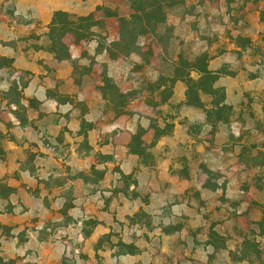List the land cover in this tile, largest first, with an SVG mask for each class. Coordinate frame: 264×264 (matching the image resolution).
Returning a JSON list of instances; mask_svg holds the SVG:
<instances>
[{"label":"rangeland","instance_id":"374dc122","mask_svg":"<svg viewBox=\"0 0 264 264\" xmlns=\"http://www.w3.org/2000/svg\"><path fill=\"white\" fill-rule=\"evenodd\" d=\"M77 1L80 0H0V121L4 123L0 142H16L25 133L23 139L29 144L28 155L35 156L32 150L36 143L30 145L28 141L41 140V146L47 148L55 159L61 154L63 161L67 159L69 162L68 165L53 160L42 162L52 173L48 186L59 182L58 178L54 179V174L60 171L75 180L79 178L83 183L77 193L71 185L63 196L45 197L44 204L49 212L45 215L47 222L42 238L66 240L64 247L60 248L59 264H226V256L220 252L226 247V237L221 235L231 231L215 225L207 229L208 224L196 228L195 219L193 222L188 220L190 216L194 218V212L186 207L180 211L173 210L171 206L162 208L149 191L141 190L136 175L139 167L132 169L126 164V168L113 155H103L91 146V143H100V138L92 131L99 124H108L119 118L124 109L136 100L138 104L142 101L146 104V108L131 112L137 125L143 122L142 113L147 112L151 120L163 128V134L172 133L173 115L177 113L180 117L182 105L172 100L168 102L170 98L178 97L176 92L179 89L175 87L177 75L183 78L185 96L187 80H198L204 75L201 73L206 60L200 58L207 52L206 45L219 39L224 24L220 6L215 7L206 0H120L117 5L119 13L125 16L124 20L119 31L107 32L106 21L115 17L107 5L114 4L115 0H103V4L92 0L91 4L83 6L80 14L72 12L77 9ZM228 1L232 4L231 0ZM253 2L254 20H239L234 15V20L230 21L238 27V32L230 35V44L239 47V60L246 54L253 56L250 60L246 58L247 64L254 61L264 70V0ZM229 10L238 12L240 8L230 5ZM132 15H138L148 29L147 34H138L131 39L139 44L151 45L164 33L170 39V32L166 31L169 27L176 31L169 46L164 47L157 42L164 57V62L157 69L146 67L145 56L141 52L135 50L125 56L127 64L123 73L130 79L131 86H126L128 91L122 93L106 84L109 62H96L87 47L94 36L104 32L110 33L112 40L109 51L128 44L130 40L123 43L120 35ZM214 26L219 27L220 32L214 30ZM67 55L69 58L64 59ZM17 60L23 61L18 64L20 67L26 62L31 64L16 74L18 69L14 65ZM60 61L66 63V67L58 70L54 62ZM195 62L196 73L187 77V69ZM35 70L44 81V87H48L46 96L54 97L58 104H66L63 108L66 112L45 114L39 99L25 92L37 74L33 72ZM217 73L233 72L226 66ZM198 98L201 102V96ZM208 99L209 106L205 108L202 102V110L213 132L219 123L229 121L232 109L228 106L230 111L216 110L211 106L214 98L208 96ZM190 103L193 107L199 105L195 97H191ZM165 104L168 107L163 111L168 114L159 121L162 114L159 107ZM206 112L211 113L209 119H206ZM218 115L227 118L226 122L219 121ZM58 123H62L64 128L55 136L47 127ZM28 125L34 130L26 131ZM257 125L258 130L264 126L261 123ZM189 128L193 137L200 133L198 123H189ZM114 134L115 131L109 132L108 136ZM249 136L247 146L238 150L241 161L234 163L237 166L235 171L241 173L239 185L234 181L230 187L262 190L264 158L254 163L252 156L256 154V145L260 146L257 155L264 156V140L256 142L255 134ZM65 141L67 151L64 149ZM128 149L131 152L132 147ZM4 150L7 151L1 148L0 152ZM72 151L77 154L75 158L71 157ZM145 152L136 150L140 158L145 157ZM35 165L28 156L21 170L33 173ZM148 166L154 172L164 171V168H156L155 163ZM220 171L213 170L212 173ZM153 183L156 189V180ZM247 208L253 211L256 221L244 232L239 229L238 233L232 231L233 235H229L228 238L242 241L239 252L232 253L231 258L233 261L248 259L249 264H264V201H254ZM207 230L210 232L204 237ZM18 236L24 238L25 232Z\"/></svg>","mask_w":264,"mask_h":264},{"label":"crops","instance_id":"0c3cea01","mask_svg":"<svg viewBox=\"0 0 264 264\" xmlns=\"http://www.w3.org/2000/svg\"><path fill=\"white\" fill-rule=\"evenodd\" d=\"M91 1H77V9L72 12L80 14L83 6L91 4ZM206 2L213 3L215 7L220 6L224 24L221 26L219 39L206 45L207 52L200 58L206 60L201 74L215 73L226 66L233 72L232 74H220L214 85L215 88L224 90L225 105L232 109L229 121L219 123L212 132V126L206 123L202 108L186 105L183 78L177 75L175 87L179 89L176 92L178 97L170 98L168 102L172 100L176 102L175 104L182 105L179 112L180 117L177 113L173 115L175 117L172 119V133L163 134V128L158 122L152 121L147 112L142 113L143 122L137 125L131 112L136 113L146 108V104L143 101L138 104L136 100L124 109V113L119 118L108 124H99L98 128L92 131L100 138V143H91V146H95L103 155H113V158L121 161L126 168L128 166L126 164H129L132 169L139 167L140 171L136 172V175L141 190L145 193V190L149 191L162 208L171 206L173 210L180 211L186 207L194 212V218L190 216L188 220L193 222L195 219L196 228L206 227L208 224L207 229L215 225L216 228L231 231L230 233L226 231L221 235L226 237V247L220 251L226 256V264H249V260L244 258L232 260L231 254L235 251L239 252L242 241L228 237L233 235L232 231L238 233L241 229L244 232L245 229L254 226L252 222L256 220L253 211L248 210L247 206L250 203L253 204L254 201L263 203L264 189L230 186L234 185V181L239 185L241 173L235 171L237 166L234 164L236 160L241 161L242 159L239 155V148L247 146L251 133L256 135V142L264 140V126L258 130L257 125L258 123L264 124L262 121L264 117V70L260 69L254 61L247 64L246 58L250 60L251 57L254 58L253 56L246 54L239 60V47L230 44V35L237 33L238 27L233 26L234 23L230 21L234 20V15L235 19L239 20H254L256 17L254 2L253 0H231L232 4L228 0H206ZM103 3V0H98V4ZM117 4H120V0L107 5L109 6L108 11L115 16L114 19L106 21L107 32L119 31V25L124 20L125 16L119 13ZM230 5L237 6L240 10L230 11ZM252 25L257 26V24ZM213 28L220 32L219 27L214 26ZM166 31L170 32V39L164 33L160 34L158 40L151 45L139 44L137 40H130L118 50L111 51L108 50L112 42L110 33L104 32V34L94 36L87 48L95 56L96 62L101 63L105 60L109 62L106 84L115 91L126 93L128 91L126 86H131V82L123 73L127 64L125 56L135 50L141 52L145 56L146 67L157 69L164 62L157 42L161 46H169L176 29L169 27ZM22 62V60L15 62L14 66L18 69L16 74L22 69H28L27 66L31 64L26 62L25 66L20 67L18 64ZM60 62H54V67L58 70L66 67V63ZM115 67L117 71L114 72ZM195 68L196 62L187 69V77L196 73ZM33 72L38 74V70ZM37 74L30 80L25 92L39 99L45 114L50 115L57 112L60 115L66 112L63 109L66 104H58L54 97L46 96L48 87H44V81ZM43 79L46 80L45 77ZM208 101V96L201 95V102L205 103V108L209 106ZM167 107L168 104L159 107L162 112L159 121L165 117V114H168L163 111L167 110ZM189 123L199 124L200 133L197 137L190 134ZM47 128L57 136L63 131L64 126L58 123ZM3 129L4 123L0 121V130ZM25 130L29 132L34 128L28 125ZM113 131L115 134L108 136V133ZM24 136H26L25 133L21 134L16 142H0V149H7V151L0 152V264H59L60 248L64 247L66 240L52 241L42 238V231L47 222L45 215L49 212L44 200L46 196H63V192L71 185L77 193L82 189L83 183L79 178L75 180L70 178L68 173L60 171L54 174V179L58 178L59 182L55 186H48V183L52 181V173L47 171L42 162L53 160L55 163L65 162L66 165L69 162L67 159L63 161L61 154L55 159L56 157L52 156L47 148L41 146V140L28 141L30 145L32 142L36 143L32 150V154L36 153L35 156L28 155L29 144L23 139ZM66 144L67 141L64 142V149L67 151ZM128 147H132L131 152L127 151ZM252 147L255 148V143ZM59 148L62 150L63 146L60 144ZM137 149L146 150L145 157H138ZM255 149L256 154L253 153L252 156L254 163L264 158V156L257 155L260 146L256 145ZM28 156L36 164L33 173L21 170V165ZM76 156L77 154L72 151L71 157ZM67 157L68 155L65 154V158ZM78 159V162H81V158ZM153 163L156 164V168H164V171L154 172L152 167L150 166V169L148 166ZM231 164H233L232 167H230ZM220 169L218 174L212 173L213 170ZM153 180H156V189ZM225 181H227L226 185ZM21 232H25L24 238L18 236ZM209 232V230L204 231V237Z\"/></svg>","mask_w":264,"mask_h":264},{"label":"trees","instance_id":"16d2710c","mask_svg":"<svg viewBox=\"0 0 264 264\" xmlns=\"http://www.w3.org/2000/svg\"><path fill=\"white\" fill-rule=\"evenodd\" d=\"M131 21L126 23V29L122 28L120 38L123 40V43L127 42L128 40L134 39L138 36V34L145 35L148 33V29L144 27L143 20L138 15H132L130 18ZM64 28V27H63ZM143 28V29H142ZM140 29V31H138ZM68 33V32H67ZM69 55L64 57V59H68ZM219 73L215 72H209L203 76H200L198 80L188 79L187 84V93L186 98L187 102L186 105L194 106L192 103H190L191 97H195L198 99V106L199 108H203V103L200 102L201 95H208L212 98H214L211 106L219 111L227 110L230 111V108L225 105V93L224 90L221 88H215L214 85L219 78ZM217 116V114H216ZM211 117L210 112H206V119H209ZM219 121L226 122L227 118H220L218 115Z\"/></svg>","mask_w":264,"mask_h":264}]
</instances>
